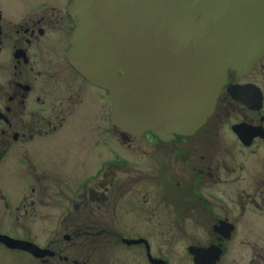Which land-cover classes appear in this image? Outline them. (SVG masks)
I'll list each match as a JSON object with an SVG mask.
<instances>
[{
    "label": "flooded vegetation",
    "instance_id": "flooded-vegetation-1",
    "mask_svg": "<svg viewBox=\"0 0 264 264\" xmlns=\"http://www.w3.org/2000/svg\"><path fill=\"white\" fill-rule=\"evenodd\" d=\"M71 1L0 0V167L12 166L24 184L84 175L68 188L95 204L97 238L112 239L115 253L137 258L133 264H195L193 252L208 248L219 252L214 264H264V53L242 76L229 72L233 94L221 88L198 130L135 137L112 124L107 90L68 61ZM236 125H245L241 133ZM237 166L248 168L253 187L237 186ZM19 195L0 184L6 207ZM177 246L185 256L163 253ZM43 248L51 253L18 251L41 264L69 262Z\"/></svg>",
    "mask_w": 264,
    "mask_h": 264
},
{
    "label": "water",
    "instance_id": "water-1",
    "mask_svg": "<svg viewBox=\"0 0 264 264\" xmlns=\"http://www.w3.org/2000/svg\"><path fill=\"white\" fill-rule=\"evenodd\" d=\"M68 10L69 63L107 90L112 123L135 137L198 130L221 88L233 94L229 72L242 76L264 53V0H72ZM0 243L51 253L5 234ZM201 250L195 264L217 261L219 252Z\"/></svg>",
    "mask_w": 264,
    "mask_h": 264
},
{
    "label": "rangeland",
    "instance_id": "rangeland-1",
    "mask_svg": "<svg viewBox=\"0 0 264 264\" xmlns=\"http://www.w3.org/2000/svg\"><path fill=\"white\" fill-rule=\"evenodd\" d=\"M225 121L223 129L233 122L232 118ZM110 126L111 134H116L117 129L112 124ZM224 139L229 142L227 137ZM245 153L249 155L251 151H245ZM114 156L115 154H113ZM237 160L241 165L243 162L246 164V154L240 155ZM71 168L75 173L77 167L71 166ZM38 170L41 173L42 169L39 168ZM14 171L12 166L8 168L2 164L0 167V178H2L0 184H3V191L6 192V195L20 194L19 198L15 200L8 198L7 205L10 208L6 207L3 200L0 201L1 235L5 234L12 239L27 240L37 246H48L57 253L61 251L62 255L69 257L67 264H74V261H77V264H133L134 258L132 259L130 254L114 252L112 239L105 238L102 241L97 238L95 232L99 212L96 210L95 204L90 201L84 203L82 198L84 194L74 195L68 188L76 183V180H82L84 175L78 173L76 177L66 178L65 181L57 180L56 175V177H48L24 184L19 179V174L14 173ZM44 172L48 171L44 170ZM235 173L236 175L233 177L241 178L237 183L238 187L247 189L254 186L252 183L254 176L248 171V168L242 170V166H237ZM3 180L4 182H2ZM87 184L91 185L92 182ZM64 185L67 186L66 191H63L64 193L60 196L58 195V188L64 187ZM34 187L36 189L35 195L31 193ZM38 190H41L40 194L37 192ZM52 190L57 193L55 194ZM64 235H69L72 238L65 241ZM166 240L161 238L156 241L164 243ZM106 248L111 249L105 251ZM163 253L170 258L186 255L185 250L180 246L170 250L164 249ZM49 260L52 264H65L56 259L49 258ZM241 262L244 263L245 261L242 260ZM0 264H41V261L33 260V257L27 253L9 250L0 244ZM173 264L178 263L174 262Z\"/></svg>",
    "mask_w": 264,
    "mask_h": 264
}]
</instances>
